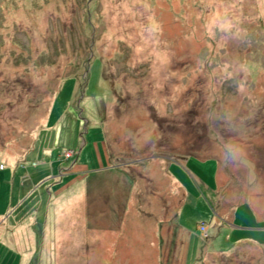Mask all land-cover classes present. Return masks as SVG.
I'll list each match as a JSON object with an SVG mask.
<instances>
[{
	"label": "rangeland",
	"instance_id": "374dc122",
	"mask_svg": "<svg viewBox=\"0 0 264 264\" xmlns=\"http://www.w3.org/2000/svg\"><path fill=\"white\" fill-rule=\"evenodd\" d=\"M87 1L0 0V264H262L264 0Z\"/></svg>",
	"mask_w": 264,
	"mask_h": 264
},
{
	"label": "built area",
	"instance_id": "2783aa9c",
	"mask_svg": "<svg viewBox=\"0 0 264 264\" xmlns=\"http://www.w3.org/2000/svg\"><path fill=\"white\" fill-rule=\"evenodd\" d=\"M73 157H74L73 152H69L66 154V158L68 159L73 158ZM3 170H4V165L0 164V172ZM200 229L205 234V237L208 238V230L204 226H202Z\"/></svg>",
	"mask_w": 264,
	"mask_h": 264
},
{
	"label": "crops",
	"instance_id": "0c3cea01",
	"mask_svg": "<svg viewBox=\"0 0 264 264\" xmlns=\"http://www.w3.org/2000/svg\"><path fill=\"white\" fill-rule=\"evenodd\" d=\"M187 164H188V162H186ZM1 164V163H0ZM6 169V168H5ZM5 170H3V171H1L0 173H3ZM258 208H256V210H257ZM259 211H260V209H258ZM258 210H257V212H258ZM264 212V211H263ZM259 213V212H258ZM259 216H260V214H259ZM261 217V216H260ZM261 247V246H260ZM262 249V254H261V257H262V260H261V262H262V264H264V247L263 248H261Z\"/></svg>",
	"mask_w": 264,
	"mask_h": 264
},
{
	"label": "trees",
	"instance_id": "16d2710c",
	"mask_svg": "<svg viewBox=\"0 0 264 264\" xmlns=\"http://www.w3.org/2000/svg\"><path fill=\"white\" fill-rule=\"evenodd\" d=\"M87 2H90V0H88ZM89 62H90V61H89ZM79 66H80V65H79ZM88 66H89V64H88ZM1 164H2V163H1ZM3 165H4V164H3ZM5 168H6V167H5V165H4V170H5Z\"/></svg>",
	"mask_w": 264,
	"mask_h": 264
}]
</instances>
